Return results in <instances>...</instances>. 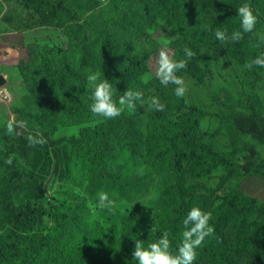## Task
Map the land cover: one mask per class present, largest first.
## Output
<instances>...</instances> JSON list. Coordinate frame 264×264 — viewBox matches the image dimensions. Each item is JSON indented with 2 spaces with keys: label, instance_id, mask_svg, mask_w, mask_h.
<instances>
[{
  "label": "trees",
  "instance_id": "obj_1",
  "mask_svg": "<svg viewBox=\"0 0 264 264\" xmlns=\"http://www.w3.org/2000/svg\"><path fill=\"white\" fill-rule=\"evenodd\" d=\"M162 1L154 5L139 0L137 10L113 16L110 26L105 21L86 22L69 51L33 55L17 66L25 82L23 99L38 108L33 112L26 106L14 107L17 122H31L44 133L20 134L23 142L39 151L40 162L50 155L47 135L63 127L82 126L80 137L62 149L79 165L85 183L82 192L57 191L44 206L45 189L52 184L16 164H5L0 152V232L5 231L0 264H159L146 249L147 234L137 226L138 214L115 206L94 214L92 208L112 194L126 202L130 196H142L155 179L162 188L171 184L161 197L166 205L157 249L165 264H264V223L248 220L255 200L242 192L220 197L192 181L217 167L229 174L241 168L247 177L264 179V162L255 159L259 150L244 142L243 163L236 165L214 152L201 139L202 113H186L179 82L184 76L203 81L208 49L214 58L226 53L237 65L260 69L253 55L259 54L256 38L262 18L247 10L237 15L226 11L217 32L210 35L200 27L209 17L205 7L194 1ZM20 2L33 6L32 0ZM157 18L168 24L176 38L174 54L162 78L145 85L141 74L147 52L132 55L122 69L119 37L137 38ZM73 19H83L74 7L63 4L60 10L53 9V27ZM96 71H100L98 77ZM117 80H121L119 86ZM126 85L128 93L121 91ZM150 90L156 91L157 100L146 111L140 104ZM229 116L240 134L264 140V116L234 107L229 108ZM34 136L42 141L33 143ZM123 155L129 161H143L148 180L143 175H125ZM21 195L28 199L18 201ZM102 218L112 226L101 222Z\"/></svg>",
  "mask_w": 264,
  "mask_h": 264
},
{
  "label": "rangeland",
  "instance_id": "obj_2",
  "mask_svg": "<svg viewBox=\"0 0 264 264\" xmlns=\"http://www.w3.org/2000/svg\"><path fill=\"white\" fill-rule=\"evenodd\" d=\"M33 6L26 7L20 0H0V74L5 82L0 85V152L5 164H16L27 171L44 178L47 185L52 188L45 189V198L41 204L47 206L49 199L57 196L59 190L70 188L82 192L85 179L81 177V169L74 161L69 160L68 155L62 149L68 146L73 139H78L82 126H67L47 135L45 142L48 146L49 158L44 157L37 162L39 151L27 142H23V136L32 132L42 133L31 122L21 124L17 122V115L13 112L14 107H25V110L37 112L38 108L30 101L25 103L23 97L26 93L23 75L19 73L17 66L21 61L27 63L30 56L41 53L53 54L71 49L78 35L83 34L86 22H106L112 25L113 16L135 8L139 0H32ZM161 0H150L154 5H159ZM163 0L161 4L164 2ZM194 1L202 5L209 12V17L201 23L200 27L207 30L210 35L217 32L218 22L226 11L237 15L244 11H252L261 17L262 23L257 34V59L260 69L236 64L226 53H220L213 57L212 49H208V64L203 67V81L198 82L188 76L179 79L186 113H202L199 118L201 139L214 152L222 155L229 163H243V143H253L259 153L255 156L257 161L264 162V140L240 134L232 123L229 116V108L250 114L264 116V0H186ZM36 3V4H35ZM63 4L74 7L83 18L81 21L74 20L63 27H53V9L60 10ZM168 4V2L166 3ZM58 19V18H57ZM171 29L165 21L157 18L137 38L121 35L118 56L121 68L124 62L130 61L132 55L147 52L145 65L141 79L145 85L160 80L167 70V66L174 54L172 46L175 37L171 36ZM88 38L90 34H87ZM100 71H96L98 77ZM120 79V78H118ZM121 80H117V85ZM128 85L121 91L128 93ZM147 97L140 104L149 111L155 105L157 93L150 90ZM147 113L143 115L141 130H145ZM37 130L32 129L28 124ZM22 134L23 136H20ZM144 134V133H143ZM41 137V136H40ZM33 143L42 140L38 136L30 138ZM71 139V140H70ZM70 140V141H69ZM57 156H55V154ZM124 164V174L130 177H146L148 180L147 165L143 161H129L125 155L120 158ZM261 162V163H262ZM0 164L2 162L0 161ZM3 165V164H2ZM260 176V175H259ZM259 176L247 177L246 172L237 168L230 174L223 167H217L205 176L198 179L192 178L193 182L205 187V191L223 197L229 194L242 192L255 200L254 209L249 216V221L260 220L264 223V179ZM262 176V175H261ZM55 178V181H54ZM261 178V179H260ZM171 184L165 183L162 188L161 182L152 180L148 185L147 193L142 196H130L129 201L118 199L114 194L111 197H103L100 203L92 206L93 213L99 209L115 206V209L123 212L134 211L140 216L137 226L146 232V249L159 259V264H165L164 258L157 252L160 246L159 235L162 227L163 206L161 197ZM61 198V196H58ZM26 195H21L18 201L25 202ZM19 205V202L16 203ZM23 206V205H22ZM33 204L32 207H34ZM25 207V206H23ZM113 217H110V221ZM47 223L49 222L46 219ZM101 222H112L105 218ZM7 228V222H6ZM5 231L0 232V240Z\"/></svg>",
  "mask_w": 264,
  "mask_h": 264
},
{
  "label": "water",
  "instance_id": "obj_3",
  "mask_svg": "<svg viewBox=\"0 0 264 264\" xmlns=\"http://www.w3.org/2000/svg\"><path fill=\"white\" fill-rule=\"evenodd\" d=\"M5 82V78L3 75L0 74V85H2Z\"/></svg>",
  "mask_w": 264,
  "mask_h": 264
}]
</instances>
